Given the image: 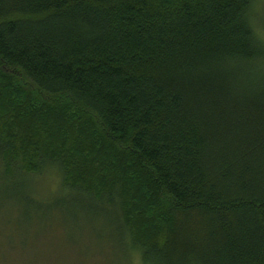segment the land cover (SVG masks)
Masks as SVG:
<instances>
[{
    "label": "trees",
    "instance_id": "obj_1",
    "mask_svg": "<svg viewBox=\"0 0 264 264\" xmlns=\"http://www.w3.org/2000/svg\"><path fill=\"white\" fill-rule=\"evenodd\" d=\"M253 2L0 0V179L55 174L143 264H264Z\"/></svg>",
    "mask_w": 264,
    "mask_h": 264
},
{
    "label": "rangeland",
    "instance_id": "obj_2",
    "mask_svg": "<svg viewBox=\"0 0 264 264\" xmlns=\"http://www.w3.org/2000/svg\"><path fill=\"white\" fill-rule=\"evenodd\" d=\"M250 15L264 41V0H254ZM110 225L51 172L37 187L26 177L0 179V264H143Z\"/></svg>",
    "mask_w": 264,
    "mask_h": 264
}]
</instances>
